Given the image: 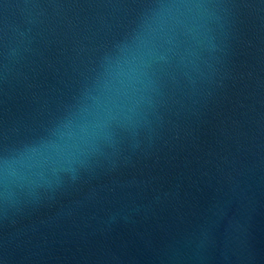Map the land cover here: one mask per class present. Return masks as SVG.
Returning <instances> with one entry per match:
<instances>
[{
	"label": "water",
	"instance_id": "95a60500",
	"mask_svg": "<svg viewBox=\"0 0 264 264\" xmlns=\"http://www.w3.org/2000/svg\"><path fill=\"white\" fill-rule=\"evenodd\" d=\"M0 264H264V0H0Z\"/></svg>",
	"mask_w": 264,
	"mask_h": 264
}]
</instances>
